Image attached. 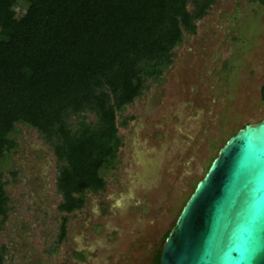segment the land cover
I'll use <instances>...</instances> for the list:
<instances>
[{"label": "rangeland", "instance_id": "374dc122", "mask_svg": "<svg viewBox=\"0 0 264 264\" xmlns=\"http://www.w3.org/2000/svg\"><path fill=\"white\" fill-rule=\"evenodd\" d=\"M195 25L160 77L117 113L121 145L100 170L103 191L84 194L81 208L57 210L52 150L34 128L14 124L15 147L0 161L10 207L0 264H148L218 147L264 117V5L215 0Z\"/></svg>", "mask_w": 264, "mask_h": 264}, {"label": "trees", "instance_id": "16d2710c", "mask_svg": "<svg viewBox=\"0 0 264 264\" xmlns=\"http://www.w3.org/2000/svg\"><path fill=\"white\" fill-rule=\"evenodd\" d=\"M214 1L0 0V161L15 147V123L34 128L58 163L57 210L81 208L84 194L103 191L100 170L121 145L117 113L147 78L160 77ZM259 96L264 100V81ZM8 202L0 179V223ZM160 247L148 264H158Z\"/></svg>", "mask_w": 264, "mask_h": 264}, {"label": "water", "instance_id": "95a60500", "mask_svg": "<svg viewBox=\"0 0 264 264\" xmlns=\"http://www.w3.org/2000/svg\"><path fill=\"white\" fill-rule=\"evenodd\" d=\"M158 264H264V117L218 147L167 231Z\"/></svg>", "mask_w": 264, "mask_h": 264}]
</instances>
